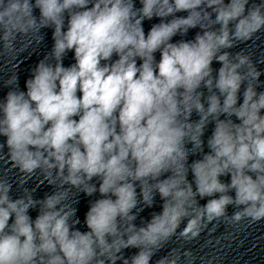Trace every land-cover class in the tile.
<instances>
[{"label": "clouds", "instance_id": "clouds-1", "mask_svg": "<svg viewBox=\"0 0 264 264\" xmlns=\"http://www.w3.org/2000/svg\"><path fill=\"white\" fill-rule=\"evenodd\" d=\"M138 2L0 0V57L14 70L0 99V159L21 185L39 174L53 188L13 198L0 177V264H152L173 238L190 243L214 221L264 220V60L230 51L264 30V0ZM45 29L52 48L21 90L15 69ZM81 193L99 194L87 231L76 227ZM157 194L162 211L138 226ZM195 261L174 247L155 264Z\"/></svg>", "mask_w": 264, "mask_h": 264}]
</instances>
